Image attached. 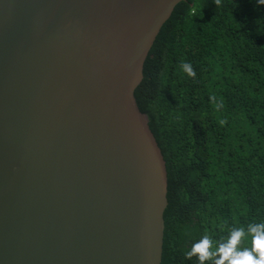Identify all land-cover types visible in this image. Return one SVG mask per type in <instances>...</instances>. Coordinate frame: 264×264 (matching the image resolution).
Listing matches in <instances>:
<instances>
[{
    "label": "water",
    "instance_id": "obj_1",
    "mask_svg": "<svg viewBox=\"0 0 264 264\" xmlns=\"http://www.w3.org/2000/svg\"><path fill=\"white\" fill-rule=\"evenodd\" d=\"M184 0H0V264H161L167 178L135 103Z\"/></svg>",
    "mask_w": 264,
    "mask_h": 264
},
{
    "label": "trees",
    "instance_id": "obj_2",
    "mask_svg": "<svg viewBox=\"0 0 264 264\" xmlns=\"http://www.w3.org/2000/svg\"><path fill=\"white\" fill-rule=\"evenodd\" d=\"M134 99L166 170L161 264H198L184 253L201 236L220 241L234 227L264 222V4L178 3ZM241 247H251L250 236Z\"/></svg>",
    "mask_w": 264,
    "mask_h": 264
},
{
    "label": "clouds",
    "instance_id": "obj_3",
    "mask_svg": "<svg viewBox=\"0 0 264 264\" xmlns=\"http://www.w3.org/2000/svg\"><path fill=\"white\" fill-rule=\"evenodd\" d=\"M257 2L264 4V0ZM181 67L189 77L196 76L190 63H182ZM222 106V101L217 104L218 108ZM249 236L251 247H241L242 241ZM184 255L189 260L196 257L198 264H264V222L250 223L246 228L234 227L226 238L220 241L203 235L185 251Z\"/></svg>",
    "mask_w": 264,
    "mask_h": 264
}]
</instances>
